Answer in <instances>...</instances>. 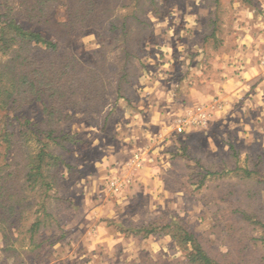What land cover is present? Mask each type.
<instances>
[{
    "label": "rangeland",
    "instance_id": "1",
    "mask_svg": "<svg viewBox=\"0 0 264 264\" xmlns=\"http://www.w3.org/2000/svg\"><path fill=\"white\" fill-rule=\"evenodd\" d=\"M155 1L157 9L150 0H104L103 8L112 10L108 18L116 24L115 31L105 22L100 36L86 31L63 37L62 48L71 51L82 65L106 64L103 75L108 92L98 112L90 117L81 112L69 125L79 142L57 150L69 165L60 172L62 189L50 192L48 210L58 225L55 222L46 231L49 240L41 249L16 246L27 264H189L170 236L143 238V233L133 231L162 227L171 220L199 230L196 235L219 262L229 261L223 259L226 251L236 250L245 254L247 264H264V252L253 241L262 237L263 230L242 217L246 213L264 223V114L238 104L233 110L238 113L228 126H213L207 133L190 137L187 132H177L179 120L191 111L188 105L194 84L189 81L193 73L190 65L203 54L190 52L189 45L205 48L195 29L211 28L219 10L213 8V0ZM222 1L219 26L229 46L236 7L230 0ZM3 11L0 8V13ZM56 19L67 20L65 8L58 10ZM125 19L129 20L127 30H123ZM28 27L54 41L55 35L67 31L60 28L49 33L34 25ZM179 46L184 52H175ZM181 58H186L184 63ZM156 93H160L156 101L163 103L170 132L157 135L155 145L149 146L157 173L150 177L155 184L145 194H130L121 204L118 191L125 185L113 188L110 179L123 159L130 155L134 159L146 150L149 128L144 124L149 113L143 108L152 105ZM181 109L187 112L176 124L175 137L171 123L179 118ZM17 118L13 120L17 133L25 129L26 120L32 127L40 124L45 119L42 103H35ZM10 119L0 115V133ZM36 145L32 144L33 149ZM4 156L0 146L1 163L13 157L4 160ZM116 214L119 218L115 219ZM240 221L244 230L237 227ZM229 227L237 229L232 237L227 235ZM245 232L249 235L242 250L237 237ZM10 254L0 233V264H13Z\"/></svg>",
    "mask_w": 264,
    "mask_h": 264
},
{
    "label": "trees",
    "instance_id": "2",
    "mask_svg": "<svg viewBox=\"0 0 264 264\" xmlns=\"http://www.w3.org/2000/svg\"><path fill=\"white\" fill-rule=\"evenodd\" d=\"M102 3L104 0L0 2L4 10L0 13V115L11 118L1 129L0 146L5 150L4 160L13 155L8 162H0V233L7 253L12 252L13 264H27L20 259L16 246L39 250L49 240L45 238L46 231L55 222L58 225L48 210L50 192L62 189L60 172L69 165L57 150H66L68 143L79 142L77 133L70 131L69 125L81 112L87 117L98 112L107 97L108 83L103 75L106 64L82 65L71 51L62 48L65 36L86 31L100 36L105 22L115 31L116 24L108 18L112 10L103 8ZM150 5L157 9L155 0H150ZM61 8L66 9L65 21L56 19ZM128 22L124 20L123 30L128 29ZM31 25L49 33L60 28L67 31L55 35L57 41H54L42 31L28 27ZM37 102L43 105L45 119L33 127L26 120L25 129L17 133L13 120ZM32 142L37 144L34 149ZM202 186L203 182L198 187ZM36 206L39 211H34ZM247 215H242L244 220L263 230L262 237L252 238L264 252V223ZM240 224L241 221L237 227ZM133 231L143 233L142 237L170 236L185 252L189 264H247L245 254L236 250L229 253V261L219 262L201 239L177 220L162 227ZM244 234L237 237L242 250L246 249L249 232ZM262 258L264 262V255Z\"/></svg>",
    "mask_w": 264,
    "mask_h": 264
},
{
    "label": "crops",
    "instance_id": "3",
    "mask_svg": "<svg viewBox=\"0 0 264 264\" xmlns=\"http://www.w3.org/2000/svg\"><path fill=\"white\" fill-rule=\"evenodd\" d=\"M230 1L234 2L233 6L236 7L235 12H233V19H237L234 24L235 27L231 31L233 35L231 45L228 46L226 43L227 35L220 31V19L223 15H221L222 9L219 8L223 5L224 1L222 0L212 1L213 8L215 7V11L219 10V12L214 13L211 28L205 25L195 29V35L204 40L205 48H200L198 44L189 45L190 52L197 54V52L203 51V54L197 56L190 65L193 73L189 81H193L194 85L191 87V102H189L188 110L204 106L210 114L211 121L209 127L205 129L189 128L186 137L201 132L207 133L209 128L211 129L213 126H220V128L228 126L229 119L238 113L233 112L238 104L243 109L248 108L246 109L248 111L254 107L256 111L259 113L262 111L264 114V11L257 0ZM177 50L175 51L177 53L184 52L180 46ZM178 56L182 55L179 54ZM184 59L186 60V58H181L182 63H184ZM187 62L190 64V59H187ZM204 68L209 70L203 72L202 69ZM159 96L160 93H156L152 105H145L143 108L145 114L149 113L147 122L144 124L149 128L145 136L148 138L146 139L147 145L145 144L144 147L146 150L140 153L143 167L137 169L133 164V157L130 155L131 158L123 159L122 163L118 165L116 173H112L110 180H117L120 183L130 181V183L124 184L125 187L120 189L121 191H118L119 196H121V204L128 200L130 194H145L144 191L155 184L153 178L150 177V175H157V173L156 167L152 163L153 159L150 157L149 149L151 148L149 146L155 145L153 142L157 135L170 132L167 126L168 119L163 114L166 111L161 108L163 103L161 99L156 101ZM180 112L179 118H174L173 123H171L174 126V129H171V134H175V137L176 124L186 114L187 110L183 109ZM258 120L261 119L258 118ZM157 157L158 155L155 156L156 160ZM155 192L157 193V189ZM96 210L99 211V208ZM114 218H119V214H116ZM190 231L194 234L199 232V230L193 231L192 229ZM236 233L237 229L233 231L229 227L228 236L232 237ZM260 245H262L261 242ZM226 252L223 259L230 257L231 251Z\"/></svg>",
    "mask_w": 264,
    "mask_h": 264
},
{
    "label": "built area",
    "instance_id": "4",
    "mask_svg": "<svg viewBox=\"0 0 264 264\" xmlns=\"http://www.w3.org/2000/svg\"><path fill=\"white\" fill-rule=\"evenodd\" d=\"M262 10L264 11V0H257ZM211 121L210 114L208 113L206 107L201 106L197 107L189 113L185 117L179 120L177 125V132L178 133H185L188 131L189 128H201L205 129L209 127ZM142 160L139 155H135L133 159V164L139 168L142 167ZM130 181H125L124 183H120L117 180H112L111 187L119 188L120 186H124V184H128Z\"/></svg>",
    "mask_w": 264,
    "mask_h": 264
}]
</instances>
